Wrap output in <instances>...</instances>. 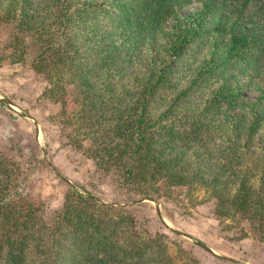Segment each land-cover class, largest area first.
Masks as SVG:
<instances>
[{"label":"trees","instance_id":"obj_1","mask_svg":"<svg viewBox=\"0 0 264 264\" xmlns=\"http://www.w3.org/2000/svg\"><path fill=\"white\" fill-rule=\"evenodd\" d=\"M191 1L0 0V64L35 46L29 66L60 105L63 145L120 196L74 183L48 215L25 190L36 152L0 151V264H201L180 231L141 216L144 201L126 204L180 192L264 240V0L259 32L250 0L181 13Z\"/></svg>","mask_w":264,"mask_h":264},{"label":"rangeland","instance_id":"obj_2","mask_svg":"<svg viewBox=\"0 0 264 264\" xmlns=\"http://www.w3.org/2000/svg\"><path fill=\"white\" fill-rule=\"evenodd\" d=\"M203 1L192 0L179 11L193 15L202 7ZM233 1L228 0L230 4ZM241 1L243 0L234 2L239 4ZM262 3L263 0H250L244 10V13L251 10L250 14L258 20L249 24L254 25L257 32L262 27ZM0 33L4 34V30ZM261 44L264 48V39ZM35 50V46L29 45L22 60L9 63L5 60L0 64V151L11 155L20 148L23 154L18 156L20 161H25L30 152H36L35 170L30 175L25 190L32 197L44 201L48 215L62 203L65 192L74 183L81 190L106 202L119 198L111 174L95 172L90 157L82 155L69 145H63L67 137L57 124L60 105L41 99L44 83L29 66ZM255 79L264 81V77L260 76ZM247 94L251 99L257 95L255 90H250ZM38 119H45V128ZM34 120L37 122V135ZM46 134L52 140V147L48 151ZM41 147H44L45 154ZM52 157L56 163H53ZM152 199L142 200L146 204V212L141 216L153 222L159 220L170 229L180 231L182 237H186L185 245H192L201 264H230L228 261L231 260L242 264H264V240L256 241L250 233H240L238 228L225 225L214 214L215 204L212 199L192 204L183 192L175 199L165 202ZM161 203L170 207H164ZM194 243L200 248L193 246Z\"/></svg>","mask_w":264,"mask_h":264},{"label":"water","instance_id":"obj_3","mask_svg":"<svg viewBox=\"0 0 264 264\" xmlns=\"http://www.w3.org/2000/svg\"><path fill=\"white\" fill-rule=\"evenodd\" d=\"M0 101H2L1 99H0ZM18 112H20V113H22L21 111H18ZM34 128H35V134H37V122L34 120ZM42 148V151L44 152V154H45V149H44V147H41ZM88 192V191H87ZM89 194H91L92 196H95V197H97L98 199H100L98 196H96V195H94V194H92V193H90V192H88ZM146 199H151L150 197H145ZM145 198H139V199H135V200H131V201H128V202H126V204H130V203H133V202H139V201H142V200H144ZM153 200V199H152ZM157 212H158V209H157ZM159 213V212H158ZM208 248V247H207ZM210 249V248H209Z\"/></svg>","mask_w":264,"mask_h":264},{"label":"crops","instance_id":"obj_4","mask_svg":"<svg viewBox=\"0 0 264 264\" xmlns=\"http://www.w3.org/2000/svg\"><path fill=\"white\" fill-rule=\"evenodd\" d=\"M37 135V134H36Z\"/></svg>","mask_w":264,"mask_h":264}]
</instances>
